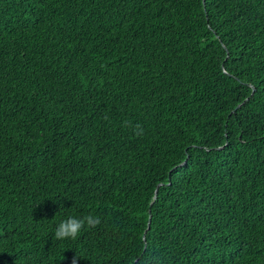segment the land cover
<instances>
[{
  "label": "trees",
  "instance_id": "16d2710c",
  "mask_svg": "<svg viewBox=\"0 0 264 264\" xmlns=\"http://www.w3.org/2000/svg\"><path fill=\"white\" fill-rule=\"evenodd\" d=\"M74 258L264 264V0H0V264Z\"/></svg>",
  "mask_w": 264,
  "mask_h": 264
},
{
  "label": "clouds",
  "instance_id": "9594fccd",
  "mask_svg": "<svg viewBox=\"0 0 264 264\" xmlns=\"http://www.w3.org/2000/svg\"><path fill=\"white\" fill-rule=\"evenodd\" d=\"M124 126L131 127V124L130 122L125 121ZM133 131L138 136L143 135V129L139 125L133 127ZM101 223V217L97 215L88 214L83 217L70 215L58 223L54 232V238L56 240H75L79 237L82 229L85 227L88 229H94ZM73 264H76L75 258L73 259Z\"/></svg>",
  "mask_w": 264,
  "mask_h": 264
}]
</instances>
